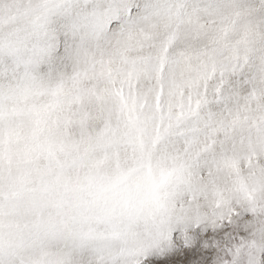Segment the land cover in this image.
Masks as SVG:
<instances>
[{"label":"snow or ice","instance_id":"6c2138e0","mask_svg":"<svg viewBox=\"0 0 264 264\" xmlns=\"http://www.w3.org/2000/svg\"><path fill=\"white\" fill-rule=\"evenodd\" d=\"M0 264H264V0H0Z\"/></svg>","mask_w":264,"mask_h":264}]
</instances>
